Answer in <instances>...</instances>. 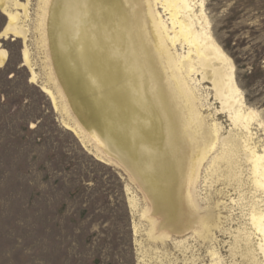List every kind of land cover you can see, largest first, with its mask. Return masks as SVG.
<instances>
[{
  "label": "rangeland",
  "instance_id": "374dc122",
  "mask_svg": "<svg viewBox=\"0 0 264 264\" xmlns=\"http://www.w3.org/2000/svg\"><path fill=\"white\" fill-rule=\"evenodd\" d=\"M4 1L0 0V52L6 54L0 66V264H211L212 251L218 252L221 264H250L245 242L246 234L253 231L249 215L254 202L264 209V195L254 198L257 193L249 183L251 167L244 147L251 140L249 148L264 154V0L194 1L196 14L207 19L211 35L224 51L225 59L214 60L213 67L224 71L226 82L227 77L232 79L237 101L251 122L249 130L233 124L216 96L214 71L197 58L189 59L195 63L188 79L193 87L189 85L187 95L194 93L207 120L205 127L219 126V147L230 152L227 160L213 164V171L211 159L219 151L202 160L191 187L188 170L184 173L181 191L184 197L193 193L198 208L195 216L212 218L209 239L193 230L174 231L165 226L146 188L82 125L56 70L51 36L56 0ZM144 1L113 0L101 22L85 15L79 42L63 38L61 43L74 75L75 68L80 69V89L103 113L107 108L105 76L122 62L114 53L126 40L120 36L124 28L111 23L112 15L122 10L127 21L135 11L144 15ZM155 9L170 22L162 5L158 3ZM10 15L18 17L22 32L5 36ZM172 51L182 55L188 50L177 44ZM157 83L168 99H175L166 76L159 75ZM177 101L178 107L186 106ZM113 117H106L102 124L107 126ZM134 117L128 115L123 125L130 127ZM256 238L252 237L254 243Z\"/></svg>",
  "mask_w": 264,
  "mask_h": 264
},
{
  "label": "bare ground",
  "instance_id": "6f19581e",
  "mask_svg": "<svg viewBox=\"0 0 264 264\" xmlns=\"http://www.w3.org/2000/svg\"><path fill=\"white\" fill-rule=\"evenodd\" d=\"M1 1L5 2L4 0ZM194 1L145 0L144 15H140L138 11H132L134 14L130 21H127L122 10L112 15L111 23L118 28H124L120 36L123 35L126 40L124 47L119 48L114 53L115 57L121 59L122 62L113 65L105 76L107 108L104 113L97 110L88 100V93L80 89V76L77 74L80 69L75 68L77 71L74 75L71 71L73 67L70 68L71 66L67 63L71 60L67 58L61 43L63 38L64 41L70 39L73 42H79L82 35L80 34L79 37L78 32L86 23L85 15L90 14L91 18L95 17L101 22L105 12L113 7V0H56L51 16V36L55 46V49L53 46L54 52L57 53L58 51L61 69L65 72L70 71L64 74L68 80L75 82L77 93L75 99L78 100L80 116L84 120L89 135L106 147L110 155L119 159L121 164L146 188L153 204L152 207L156 213L164 217L165 226H170L174 231L183 228H186L184 231L193 230L200 238L209 239L213 230L212 218L195 216L198 208L193 193L189 191L187 197H184L181 191V187L184 185V173L188 170L189 174L186 176L189 182L187 183L191 187L197 182L198 165L202 160L211 158L214 156V151H219L217 156L215 155L211 159V170L213 164L215 165L219 160H227L230 152L219 147L222 136L219 126L216 123L214 125L210 123L211 128L205 127L207 120L205 121L197 107L194 93L190 92L187 95L186 90L190 88L188 79L191 76V70L194 71L191 67L195 63H189V59L197 58L198 63L214 71L212 79L216 96L222 102V107L230 112L233 124L240 129L244 127V129L249 130L251 122L249 123L250 120L246 119L244 105L239 103L240 100L237 101V89L233 86L232 79L227 77L228 81L226 82L223 78L224 71L222 73L213 67L214 60L221 59L220 63L222 62L225 57L224 51H221L211 35L207 19L199 18V15L196 14ZM158 3L168 13V20L170 21L168 23L171 29L168 23L163 20L162 15L155 9ZM61 4L64 7L61 6L63 13L59 14ZM200 6L203 7V2L200 3ZM201 14H203V9ZM19 31L22 32V27L18 17L10 15L8 30L6 28L4 31L5 36L20 33ZM58 38L61 40L57 41ZM56 44L58 45L56 46ZM177 44H180L183 49L187 48V53L182 55L173 53L172 50ZM5 55V53L0 52V66L5 62ZM157 56L159 57L158 60ZM159 75L166 76L169 85L174 88L175 99H168L167 92L158 87ZM45 89L53 97L51 91L47 87ZM177 98L184 104L186 103V106L180 102L184 107H178ZM80 100L86 106H81ZM250 113L252 114V111ZM131 114H135L132 124L130 127H128L129 125L124 126V119ZM111 115L113 118L106 122L107 126H104L102 124L103 119ZM249 116L251 117V115ZM244 137L241 139L245 140ZM237 142L239 141L237 140ZM240 142L243 143V141ZM228 143L231 145L230 142ZM248 143L244 150L246 160L250 162L251 167L249 183L257 193V196L254 197L257 199L264 195V154L255 152L258 150L252 151ZM236 144L240 145L241 143ZM190 190L192 189L190 188ZM184 202L187 203V208L184 207ZM249 216L253 231L245 236V242L248 244L246 257L248 262L251 261L250 264H264V209L258 202H254L253 210ZM151 224L154 226L155 222L151 221ZM154 229L151 233L155 231ZM252 237H257L255 243ZM257 252H259L258 255ZM210 254L212 257L211 264H221L222 261L218 252L212 251ZM259 255L261 260L258 259Z\"/></svg>",
  "mask_w": 264,
  "mask_h": 264
},
{
  "label": "water",
  "instance_id": "95a60500",
  "mask_svg": "<svg viewBox=\"0 0 264 264\" xmlns=\"http://www.w3.org/2000/svg\"><path fill=\"white\" fill-rule=\"evenodd\" d=\"M55 49V46H54ZM54 59H55V65H56V70H57V74L59 76V79L63 85V88L69 98V101L71 102V105L73 106V109L75 111V113L77 114V117L79 118V120L81 121L82 125L86 128V125L84 124V120L83 118L80 116V109L78 107V100L75 99V97L77 96L76 93V86H75V82L68 80L64 74V72L61 70V66L59 65V61H58V56L56 55V52H54ZM81 101V106L83 105L86 106L84 104V102L82 100ZM87 129V128H86Z\"/></svg>",
  "mask_w": 264,
  "mask_h": 264
}]
</instances>
